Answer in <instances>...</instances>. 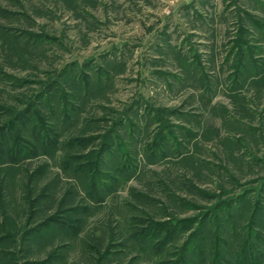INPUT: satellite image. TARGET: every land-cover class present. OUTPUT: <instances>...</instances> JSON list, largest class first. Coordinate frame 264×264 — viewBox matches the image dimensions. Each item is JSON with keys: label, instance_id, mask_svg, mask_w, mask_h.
<instances>
[{"label": "rangeland", "instance_id": "obj_1", "mask_svg": "<svg viewBox=\"0 0 264 264\" xmlns=\"http://www.w3.org/2000/svg\"><path fill=\"white\" fill-rule=\"evenodd\" d=\"M0 264H264V0H0Z\"/></svg>", "mask_w": 264, "mask_h": 264}]
</instances>
